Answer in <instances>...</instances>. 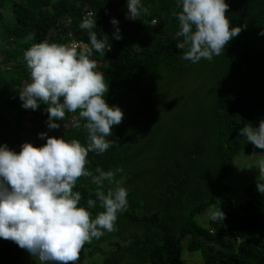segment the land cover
Here are the masks:
<instances>
[{
	"label": "trees",
	"instance_id": "trees-1",
	"mask_svg": "<svg viewBox=\"0 0 264 264\" xmlns=\"http://www.w3.org/2000/svg\"><path fill=\"white\" fill-rule=\"evenodd\" d=\"M245 1L226 0L230 25L242 27V32L212 61L192 63L183 59L187 49L176 46L177 39H182L176 37L182 11L178 0H143L147 12L138 20L128 18L127 0H0V145L7 144L17 152L25 142L37 147L46 144L39 137L42 132L84 145L88 142L83 128L86 121L79 110L67 113L58 121L61 127L50 130L47 105L41 104L36 111L22 107L19 89L31 82L25 51L44 41L67 45L74 39L90 46L88 31L80 28L84 9L97 14L93 31L98 38H105L112 9L119 21L121 38H114L113 25L104 53L93 51L91 58L109 85L107 103L119 106L124 119L108 137L112 146L103 154L90 152L86 167L93 175L99 170L115 172V181L129 195L115 230L104 231L83 247L89 256H101L97 264H184L181 241L186 237V249L198 251L202 264H264V194L257 190V184L264 182L249 184L242 202L232 201L229 187L222 182L236 170L233 158L237 153L258 148L240 130L249 124L259 127L264 120V36L260 35L264 32V0ZM194 108L205 111L202 135L196 129L201 141L203 137L202 164L187 154V143L193 137L180 140L179 151L186 154V161L173 166L174 174L168 168L157 174L152 184L159 190L146 197L135 174L128 172L133 147L137 140L148 143L159 137L167 141L169 136L173 140V118L181 119L180 133ZM14 112L22 113L21 117L29 113L34 124L31 131L12 119ZM74 119L79 120L80 128L74 127ZM148 163L141 168H151ZM201 173L206 184L197 180L189 199L191 192L180 189L176 177H185L184 183ZM115 187L116 183L105 181L103 190ZM74 191L81 193L80 206L97 199V186L89 177L79 178ZM209 206L221 208L225 219L209 217L206 225L198 223L195 215ZM90 211L95 219L104 209L97 200ZM25 254L31 255L14 242L0 239V264H18Z\"/></svg>",
	"mask_w": 264,
	"mask_h": 264
},
{
	"label": "clouds",
	"instance_id": "clouds-1",
	"mask_svg": "<svg viewBox=\"0 0 264 264\" xmlns=\"http://www.w3.org/2000/svg\"><path fill=\"white\" fill-rule=\"evenodd\" d=\"M178 4L182 11L176 37L182 39H177L176 46L187 49L184 60L212 61L243 30L230 25L226 0H178ZM127 8L131 20L147 12L143 0H127ZM111 23L116 26L114 38L120 39L119 21L113 18ZM96 26L97 17L91 15L80 24L90 37V47L83 50L75 44H33L24 53L31 82L19 89L24 109L36 111L41 104L47 105L50 130L59 129L58 121L67 113L79 110L86 121L87 144L42 132L39 137L46 144L39 147L25 142L17 152L7 144L0 145V239L14 242L40 264H77L84 245L104 231H114L118 215L128 206V190L115 181V172L99 170L93 175L86 167L90 152L103 154L112 146L108 137L124 119L119 106L107 103L109 85L91 58L93 51L103 54L107 47L108 37L98 38L93 31ZM73 124L81 127L79 120L74 119ZM240 134L264 149V120L259 127L246 125ZM258 169L264 175V159ZM81 177H89L97 186V199H89L86 207L80 206L81 193L74 191ZM105 181L116 183L115 189L105 192ZM257 190L264 194V185L258 183ZM97 200L104 211L93 219L90 209L97 206ZM210 218L223 221L225 213L215 209Z\"/></svg>",
	"mask_w": 264,
	"mask_h": 264
},
{
	"label": "rangeland",
	"instance_id": "rangeland-1",
	"mask_svg": "<svg viewBox=\"0 0 264 264\" xmlns=\"http://www.w3.org/2000/svg\"><path fill=\"white\" fill-rule=\"evenodd\" d=\"M153 78V77H152ZM146 82V80L143 82V84ZM137 93L136 91L134 92ZM161 105V104H159ZM158 106V105H156ZM204 110L194 108L191 113H189V119L186 121V126L183 127L184 130H181L180 133L177 132V126H179V121L181 119L173 118L172 123H174V126H176V129H174V133L176 134V137L171 140V137L167 139V141L161 140V138H154L153 141H149L148 143H145L143 140H137L139 142L136 143V145L133 147L131 151V155H133V162L131 163V167L129 168L128 172H132L135 174L137 181L139 185L143 188L145 191V196L148 197L150 194L155 196L159 189L153 188V184L156 179V175L159 174L162 175L164 170L167 168L171 170V172L174 174L176 168L173 166L177 162H185L187 159L186 154L183 155L182 152L179 151V142L180 140H185L189 136L193 137V140H191L190 143H187V154L194 158L198 163L202 164V160H204V156L202 157V154L199 153L200 146L203 141L199 139V133L197 130L201 133L200 129V123H203V116H204ZM22 113L14 112L12 119L16 118L20 120V122L25 126L26 131H31L34 127V124L31 122L29 118V113L24 114L21 117ZM202 116V121H201ZM184 119H186L185 116ZM183 121V120H182ZM179 122V123H178ZM12 126H14V121L11 123ZM170 127V126H169ZM173 127V126H172ZM197 129V130H196ZM26 133V132H25ZM28 133V132H27ZM164 141V142H163ZM183 143V142H182ZM196 156H195V155ZM264 159V150H260L258 148H254L251 151L245 153V152H239L237 153L234 158L233 162L236 165V170L231 173L228 177L224 178L222 180L223 183H225L228 187V197L235 202H242L246 198L245 194V188L252 183L261 181L264 182V175H261V171L258 169L259 161ZM146 162H149L151 168H148L145 170L144 168H141L147 164ZM203 176L205 177L204 173L194 175L192 180L188 182H182V180L185 177H176L177 178V184L179 188L187 190L189 193V196H187L189 199H192L191 194L193 193V190H191L194 185L196 184L197 180H202L204 184L206 182L203 180ZM206 178V177H205ZM151 180V183H150ZM148 181V184H147ZM185 187V188H184ZM180 191H175V194H180ZM184 193V192H183ZM186 193V191H185ZM213 210V206H209L204 212L200 214H196L194 219L202 224L206 225L207 220L210 217V212ZM175 217H177V213H173ZM187 237L184 238L181 241V260L184 264L189 263H195V264H202L201 256L198 251H190L186 249V245L188 243ZM101 256L100 255H94L89 256L87 254V250L83 248L80 253V258L77 261L79 264H97L100 262ZM18 264H40L38 258H34L32 255H22L21 260Z\"/></svg>",
	"mask_w": 264,
	"mask_h": 264
},
{
	"label": "built area",
	"instance_id": "built-area-1",
	"mask_svg": "<svg viewBox=\"0 0 264 264\" xmlns=\"http://www.w3.org/2000/svg\"><path fill=\"white\" fill-rule=\"evenodd\" d=\"M115 7H117V6H115ZM114 12H115V11L112 9V11H111V17H110V19H109V29H108L107 32H106V36L108 35L109 30H110V29L112 28V26H113V24L111 23V20H112L113 18L117 19V18L115 17V15H114ZM90 15H91L92 17H96V16H97V14H95V12H93L91 9H84V10L81 12V19H82V21H83L85 18H88ZM61 23L66 24L67 21H65V20H61ZM69 35H70V34H69ZM73 44L77 45L81 50H83V48H84L85 46H89L87 43H85V42H83V41H81V40H74V39L70 40V41L67 43L68 46H71V45H73ZM89 47H90V46H89ZM237 241H238V240H237Z\"/></svg>",
	"mask_w": 264,
	"mask_h": 264
},
{
	"label": "water",
	"instance_id": "water-1",
	"mask_svg": "<svg viewBox=\"0 0 264 264\" xmlns=\"http://www.w3.org/2000/svg\"><path fill=\"white\" fill-rule=\"evenodd\" d=\"M247 2V0L245 1V3ZM240 21V20H239Z\"/></svg>",
	"mask_w": 264,
	"mask_h": 264
}]
</instances>
